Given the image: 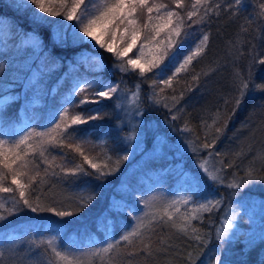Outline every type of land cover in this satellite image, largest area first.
Instances as JSON below:
<instances>
[{"label": "trees", "instance_id": "16d2710c", "mask_svg": "<svg viewBox=\"0 0 264 264\" xmlns=\"http://www.w3.org/2000/svg\"><path fill=\"white\" fill-rule=\"evenodd\" d=\"M155 2L167 5L168 10L180 12L184 17L186 26L177 38L181 41L180 51L163 77L155 75L158 70L143 78L138 70L128 71L125 77L128 83L136 86L144 125L155 123L161 126L165 122L168 127L182 124L192 134L195 143L189 149L182 147L174 159L162 158L148 162V173L133 171L131 175L124 174L129 163L126 164V159H123L125 145L111 116L112 102L103 100L98 105L77 107L81 99V96L76 95L79 88L98 73L102 79H117L116 75L121 72L118 67L121 61L112 53L91 47L87 42L67 41L63 46L55 44L48 47L47 40L52 34L50 21L37 22L29 16L28 11L0 2V100L10 97L0 105V140L10 146L29 132H47L59 121L60 112L65 108L70 109V115L90 113L102 117L74 126L79 131L73 140H66L64 147H49L46 153L48 161L55 157L54 164H63L66 168L81 164L90 175H66L59 167L50 168L38 154L29 156V159L39 164L42 176L46 168L49 172L45 176L47 183L39 185L37 191L32 193L30 199L33 204L39 195L44 206L57 211H71L73 215L60 217L54 212H32L23 206L22 201L18 210L12 211V197L14 195L19 200V193H0V204L4 205L0 215L5 217L0 220V264H59L49 247V241L59 251L78 258L84 264H102V257H93V252L109 242L120 241V237L131 231L139 218L146 213L162 211L168 202L176 201L179 195L190 196L187 197L189 200L182 199L187 200V204H179L176 222L181 223L184 214L197 216V219L192 220V226L199 230L202 240L192 239L195 233L191 229L184 235L170 227L171 222L169 225L154 223L150 238L146 235L143 242L151 245V255L144 251L143 243L139 240L131 245L120 241L119 247L108 254L113 257L115 264H264V212L250 214L241 211L237 224L232 226L227 238L218 239L215 229L232 187L229 184L215 187L212 180L198 175V171L189 163L196 149L208 152L219 159L223 179L248 178L256 183V189L250 187L246 190L264 196V179L260 178L264 177V161L256 159L257 154L264 152V89L258 87L264 85V64L259 62L264 59V0H240L239 4L236 0H209L208 6L212 11L207 13L203 22H199L200 16L205 13L203 7L192 20L187 19V12L193 10L194 0H184L182 9L176 8L174 0ZM95 3L97 0H86L88 9ZM51 6L53 10L55 7L60 9L58 3ZM146 19L147 10L144 9L140 13V23ZM5 24H9V30L2 35ZM29 33L39 35L43 40L40 52L26 68L27 74L30 73L33 78L27 86L6 89L11 79L26 72L22 65H25L31 54V45L26 42L24 35ZM204 34L209 36L205 51L194 58L187 71L177 75L171 88L160 84L159 79L171 76L183 61L182 57L195 51L197 46H203L200 42ZM82 50L99 55L105 68L95 71L93 57L82 58ZM70 56L75 59L71 66H66ZM198 73L199 78L193 80L192 77ZM237 73L239 78L249 83V89L238 107L235 103L239 96ZM40 77H43V84L39 91H35L34 86ZM154 80L157 83L152 87ZM89 84L93 85L89 95L100 88V80ZM161 89L166 91L167 98H177L176 108L179 111L176 119L167 114L162 104L151 107L148 103L147 95L152 90L161 93ZM36 92L39 93V103L31 97ZM181 93L183 99H180ZM49 106L57 110L58 114L46 117L44 111ZM21 108L29 124L22 126L17 133L15 129L21 128L22 124L19 117ZM15 123L18 125L13 127ZM217 128L222 129V132L217 133ZM145 130L147 135L148 130ZM164 131L167 132L166 129ZM121 132H124L123 129ZM77 142L82 143L85 154L100 164L104 173L110 174L101 175L84 164L83 157L74 151ZM69 143L73 147H68ZM205 143L213 147L204 148ZM179 159H184L185 163L181 170L175 168ZM104 164H108V167H103ZM250 168L255 169L251 176L247 175ZM53 171L57 175H51ZM182 171L204 182V192L191 196L194 193L189 187L179 183L178 174ZM24 182L28 183L27 177ZM5 186L15 188L10 179L5 182ZM203 195L213 203L222 199L212 217L214 224L209 227L205 223L209 212H193L198 208L196 201ZM92 197L94 199L87 207L76 211L81 200Z\"/></svg>", "mask_w": 264, "mask_h": 264}, {"label": "snow or ice", "instance_id": "6c2138e0", "mask_svg": "<svg viewBox=\"0 0 264 264\" xmlns=\"http://www.w3.org/2000/svg\"><path fill=\"white\" fill-rule=\"evenodd\" d=\"M239 4L240 0H236ZM30 3L35 6L38 10L33 13L34 19L36 21H43L44 17L40 14H46V16L56 17L62 16L63 20L75 21L73 27L74 38L84 41L86 38L89 42H95V46L108 53H112L114 57L121 61L118 65L121 72L138 70L139 75L143 78L148 73H153L158 77H163L164 72L167 70L169 64H171L177 57L181 41L177 39L182 35V31L185 24L184 17L180 12L168 10V6L165 4H158L155 0H152L151 6H149L150 0H103L102 3L94 4L93 10L89 11L86 6V0H30ZM58 3L60 5V10H53L51 5ZM177 9H182L184 5V0H174ZM209 0H194L192 4V11L187 12V19L192 20L194 16L199 14L201 7L205 9L204 16H200L199 22H203L207 13L212 11L208 6ZM146 9L148 16L147 19L140 23V13ZM163 10V11H162ZM153 12L156 13L155 16L151 15ZM264 14V13H262ZM194 23L197 21H193ZM124 25L123 33L130 35V42L123 49H118L115 47V36L116 31L120 29V26ZM78 28V31L76 29ZM147 33L144 36V42L139 45V53L135 58H127L128 54L132 52L134 48L137 47V41L140 39L141 35ZM164 33V37L161 38V34ZM111 35L113 37L112 41H106L105 37ZM209 40L208 34H204L200 45L197 46L195 51H191L188 55L184 56V59L179 66L175 68V71L167 79H159V83L165 85L167 88H171L173 85V80L181 72L187 71L188 66L192 64L194 58L199 56L205 51L207 42ZM125 58L126 66H125ZM264 64V59L259 61ZM239 78V73L236 74ZM199 78V73L192 77L193 80ZM157 81H152V87H155ZM264 89V85L258 86ZM93 88L92 84L85 83L84 87L79 88V92L76 95L81 96L79 104L77 107H82L88 104H101L103 100H111L115 93L119 91L118 86L105 85L102 86L100 90L92 91L89 95V90ZM106 88L107 90H103ZM139 88V85H137ZM249 89V83L242 78H239L238 90L239 96L236 98V106L238 107L242 102L243 96ZM161 93L164 89L160 90ZM133 98L138 99V93H133ZM173 100L177 98L172 97ZM180 99H183V93L180 95ZM157 103L160 101L157 100ZM99 112V109H97ZM70 118V122H69ZM219 118L217 114L216 119ZM102 117L97 115L88 114H75L70 115V109L65 108L60 112V119L55 123L53 128H50L47 132H29L25 136H22L18 141L12 145H7L5 141L0 140V193H19V200H16L13 195L12 199L13 209L12 211L18 210V205L23 202V206L30 209L32 212H54L55 215L60 217L71 216L74 213L71 211H57L53 207L44 206L41 203V197L36 196V203L33 204L30 199L32 193L37 191L39 185L47 183L45 176L49 175L48 169L44 170V176L40 174L39 164L35 163L34 159H29V156L35 157L39 155L44 162H47L50 168L59 167L66 175L76 176L78 174L90 175L84 169L81 164H76L73 168H66L65 165L54 164L55 157L52 161H48L46 153L49 147H64L66 140H73L75 134L79 131L76 127L81 124H87L90 121L99 120ZM176 119V117H173ZM215 123V121H214ZM227 124H225L226 128ZM211 128V125H208ZM187 130V129H186ZM217 133H221L222 129L217 128ZM23 146V147H22ZM68 147H73L71 143L67 145ZM204 148L213 147L212 144L205 143ZM74 151L83 157L84 164H88L90 168L100 173L101 175L110 174L104 173L102 166L98 163L93 162L82 147L81 142H77L74 147ZM219 155V153H217ZM239 155V154H238ZM127 159V156L123 157ZM256 159L264 161V152L257 154ZM111 160V157H108ZM206 163H202L200 167L204 169L208 174V178L212 181H217L219 176L217 173L211 172L207 169ZM103 167H108V164H104ZM115 169H113L114 171ZM254 168H250L247 175L251 176ZM34 172V175H30ZM51 175H57L55 171L50 173ZM28 178V183L24 182V178ZM264 179V177H260ZM10 179L11 185H15V188L11 186H5V182ZM229 187H239L238 184L232 183L228 185ZM91 199L81 200L80 206L76 211H80L87 207ZM183 203L187 204L188 201L185 200ZM220 202L209 201L206 204H201L193 212H211ZM177 202L173 201L169 203L162 211H153L146 213L144 217L138 219V223L132 228L131 231L126 232L120 237V241H125L131 245L134 241L139 240L141 243L144 242L146 235L150 238L153 232V224H163L169 225L170 227L176 229L178 232L187 235L189 229L193 233L192 239L202 240V236L199 235V230L192 226V220L197 219L195 215L184 214L181 223L176 222V217L178 216L180 209L176 207ZM4 205L0 204V209H3ZM5 219L3 215H0V220ZM224 228H232V224L227 220L224 222ZM221 235H226V233H221ZM218 239L220 236L217 237ZM120 241L109 242L105 247L98 249L91 255L93 257H102V264H115L112 253L115 249L119 247ZM49 247L56 260L59 264H84L83 261L76 257L70 256L66 253L59 251L57 248L53 247L51 241L48 242ZM144 251H147L151 255V245L149 243H143ZM91 264V262H89Z\"/></svg>", "mask_w": 264, "mask_h": 264}, {"label": "rangeland", "instance_id": "374dc122", "mask_svg": "<svg viewBox=\"0 0 264 264\" xmlns=\"http://www.w3.org/2000/svg\"><path fill=\"white\" fill-rule=\"evenodd\" d=\"M0 2H2L6 6H10L19 9L21 11H28V13H30L29 16H31L33 19H34L33 13L38 11L35 9V6L30 3V0H0ZM102 2L103 0H97V4ZM151 3L152 2L149 3V6H151ZM93 5L94 4H92L90 7L91 11L93 10ZM54 10H60V9H57V7H55ZM40 15L44 17V20L37 22L47 23L48 21H50L52 34L50 35V39L47 40L48 47H51L55 44L58 46H63L67 41L87 42L89 46L91 45V47H96V48L98 47L95 46L94 41L89 42L87 38L84 41L74 38L72 26L75 25V21L69 22L63 20L62 16L50 17L49 20V16H46V14L41 13ZM151 15L155 16L156 13L153 12ZM123 28L124 25H121L120 29L116 31L114 46L117 47L118 49H123L124 47L127 46V43L130 42V35L127 33H123ZM8 30H9V24H5V26L2 27V35L7 33ZM76 31H78V28L76 29ZM24 39L26 40V42H28L31 45V49H30L31 54H29L25 65H22L26 69L28 68L31 61L35 58V56L40 52L41 46L43 45L42 43L43 40L40 38L39 35H35L33 33L24 35ZM105 39L106 41H112L113 37L111 35H108L105 37ZM143 42H144V37H140V39L137 41V47L134 48L132 52L128 54L127 58H135V56L139 53V45ZM80 52H82V54L80 55L82 58L87 56L91 58L93 57L94 59L93 67L95 71L99 72V70L105 68V63L103 59L95 52L89 50H82ZM68 58L69 59L66 61V66H71L75 58H73L72 56ZM127 58H125L124 61L125 66H126ZM125 76H126V72H120L116 75L117 79L111 80L109 79V77L102 79L100 73H98L92 76L90 80H88V83H93L94 81L100 80L99 90L102 88L101 85L102 86L111 85L113 87L115 86L119 87V91L114 94L111 100L108 101L112 102V109L110 110L111 116L113 115L114 117L113 120L115 127L117 129V133L121 136L122 142L124 143L126 149L125 156H127V159L125 161L126 164L127 163L129 164L126 167V171L124 172V174L131 175L130 173L133 171L148 173L149 168L146 167L148 162L157 161L162 158L174 159L175 157L178 156V152L181 150L182 147H186L189 149L192 147L195 141L193 140L192 134L182 124H180V126L171 125L168 127L167 125H165L166 124L165 122H162L161 126H157L155 123H150V124L147 123L144 125L142 121L141 110L139 108L137 99L133 98V93L136 92V86H132L130 82L128 83V81L126 80L127 77ZM32 78L33 77L31 76L30 73L27 74V69H26V72H23L20 76H16L13 79H11L6 84L5 87L6 89L7 88L11 89L18 85L27 86L32 80ZM42 79L43 77L39 78V81L34 86L33 90L35 91L40 90V87L43 84ZM103 90H107V89L103 88ZM162 94L165 95H161V93H159V90H152V92L149 95H147L148 103L151 104V107H154V105L162 104L163 107L167 109V114L170 115V117L177 118L179 111L178 108H176L177 101L173 100L172 97L167 98L166 91H164ZM31 97L36 101H38L37 103H39L38 92H36L34 95L31 94ZM9 98L6 97L0 100V105L3 104L4 101H6V99ZM157 100H159L160 102L157 103L156 102ZM44 113L46 117H49L53 113L54 115L58 114V111L49 106V108L45 109ZM24 115H25L24 109L21 108L19 110V117L21 118L22 121V124H20L21 128H17V130L14 128L17 133L21 131V129L23 128L22 126H28L29 124V119L26 118ZM17 125L18 123H15L13 127ZM122 129L124 132H121ZM145 129L148 130L146 133L147 135H145L146 132ZM165 129L167 130V132L164 131ZM146 136H148L147 139ZM169 136L171 137V140H168L170 138ZM129 161H133V162H129ZM205 162H207L206 163L207 169L211 172L217 173L219 176V179L217 181H212V184L215 187H219L224 184H232V183H236L239 185V187H232L230 194L227 196L222 209L221 217L219 219V223L217 224V227L215 229V231H217L216 236L217 237L220 236L221 240H225L231 228L225 229L224 222L227 220L229 223L232 224V226L236 225L238 222V215L241 211H247L250 214L263 213L264 196L260 197L258 195H255V193L252 194L246 190V189H250V187H252V189L254 190L256 189L255 188L256 183L252 180H249L248 178H243L239 176L240 178L229 177L227 178L228 180L223 179L224 176L221 170L222 166L219 159L208 152L196 149V151L191 155V161L189 163L198 171V175L205 176L207 177V179H209L207 172H205L204 169L200 167V165ZM183 163H184V159L177 160L175 164V168L181 170ZM178 180L179 183L188 186L189 190L192 191V193H194L191 196L193 195L196 196L203 193L204 189L206 188L204 182H202L201 180L199 181L197 177L190 176L189 174L184 173L183 171L178 174ZM189 196L179 195L177 198H175V200L180 201ZM201 198H199L196 201V204L198 206L209 202V198L206 197L205 195H203V197ZM187 200H189V198H187ZM216 201H219L220 203L215 208H213L211 212L208 213V216H206L205 219V223L207 224L208 227L214 224L212 217L220 207L222 199H217ZM182 202L183 200L177 202L176 207H178L179 204ZM221 233H226V235H221Z\"/></svg>", "mask_w": 264, "mask_h": 264}]
</instances>
